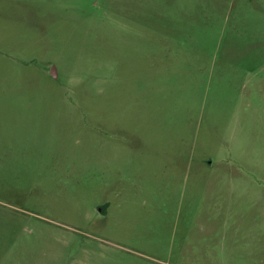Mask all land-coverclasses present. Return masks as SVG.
Masks as SVG:
<instances>
[{
	"label": "rangeland",
	"instance_id": "obj_1",
	"mask_svg": "<svg viewBox=\"0 0 264 264\" xmlns=\"http://www.w3.org/2000/svg\"><path fill=\"white\" fill-rule=\"evenodd\" d=\"M0 264H264V0H0Z\"/></svg>",
	"mask_w": 264,
	"mask_h": 264
},
{
	"label": "water",
	"instance_id": "obj_2",
	"mask_svg": "<svg viewBox=\"0 0 264 264\" xmlns=\"http://www.w3.org/2000/svg\"><path fill=\"white\" fill-rule=\"evenodd\" d=\"M50 75H51L54 79L57 78V72H56V68H55V66H52V67H51Z\"/></svg>",
	"mask_w": 264,
	"mask_h": 264
}]
</instances>
